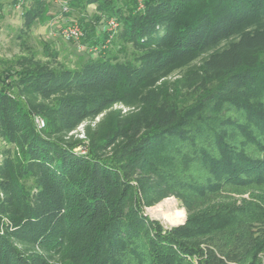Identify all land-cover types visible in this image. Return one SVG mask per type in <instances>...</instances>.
I'll list each match as a JSON object with an SVG mask.
<instances>
[{"label": "trees", "instance_id": "trees-1", "mask_svg": "<svg viewBox=\"0 0 264 264\" xmlns=\"http://www.w3.org/2000/svg\"><path fill=\"white\" fill-rule=\"evenodd\" d=\"M65 1L90 47L119 26L78 67L0 68V264H263L264 0ZM51 18L31 0L20 33ZM169 196L165 228L144 208Z\"/></svg>", "mask_w": 264, "mask_h": 264}, {"label": "rangeland", "instance_id": "rangeland-1", "mask_svg": "<svg viewBox=\"0 0 264 264\" xmlns=\"http://www.w3.org/2000/svg\"><path fill=\"white\" fill-rule=\"evenodd\" d=\"M30 1L31 0H27L17 7L16 2H13V0H0V9L2 13V17L0 18V68L7 66L11 60H14V58L20 54H28L29 52L25 48L27 45L30 46L29 51L33 52L41 59L48 57L44 56V51H56L57 60L69 68L78 67L87 57L96 55L97 52L90 50V46L81 41L85 32L83 37L78 41L66 40L62 37L59 30L68 16L62 14L60 4L54 0L48 1L52 18L46 22H36L28 35L21 34V11ZM72 17H70V19ZM105 26L106 19H102V21L96 25L95 34L101 36ZM19 34L22 36L19 37ZM21 41L25 42L24 45H20ZM182 73L183 70L176 71L172 73L168 79L175 80L180 78ZM113 107L120 108L123 106L121 104H116ZM123 111H125V109ZM84 124L85 123L80 125L75 131V134L79 138H84ZM1 146L2 143L0 141V148ZM225 196L226 198L231 197L230 199H234L236 203H239L243 198L249 199L248 193L226 192ZM144 212L151 219L158 220L165 228L182 224L186 219V209L184 205L174 196L166 197L153 206L145 207ZM258 256L261 261H264V254H258ZM52 264L61 263L54 260Z\"/></svg>", "mask_w": 264, "mask_h": 264}, {"label": "built area", "instance_id": "built-area-1", "mask_svg": "<svg viewBox=\"0 0 264 264\" xmlns=\"http://www.w3.org/2000/svg\"><path fill=\"white\" fill-rule=\"evenodd\" d=\"M27 0H16V6L18 7L20 4L25 2ZM58 2L61 6L62 11L68 10V6L65 0H54ZM138 5L141 7L143 0H137ZM119 26V22L115 17H109L106 20V26L103 28L104 31L107 33V38L102 46H91L90 50L98 52L99 50L105 48L110 39L112 38L114 32L117 30ZM60 34L62 37L66 40H73V41H78L80 40L83 35L84 31L82 26L77 20H70V19H65V23L60 27ZM34 123L36 125L37 129H42L45 126L44 119L40 117L39 115L34 116Z\"/></svg>", "mask_w": 264, "mask_h": 264}, {"label": "bare ground", "instance_id": "bare-ground-1", "mask_svg": "<svg viewBox=\"0 0 264 264\" xmlns=\"http://www.w3.org/2000/svg\"><path fill=\"white\" fill-rule=\"evenodd\" d=\"M182 214V213H181ZM172 216V215H171Z\"/></svg>", "mask_w": 264, "mask_h": 264}, {"label": "crops", "instance_id": "crops-1", "mask_svg": "<svg viewBox=\"0 0 264 264\" xmlns=\"http://www.w3.org/2000/svg\"><path fill=\"white\" fill-rule=\"evenodd\" d=\"M49 1V0H48ZM51 13V12H50Z\"/></svg>", "mask_w": 264, "mask_h": 264}]
</instances>
